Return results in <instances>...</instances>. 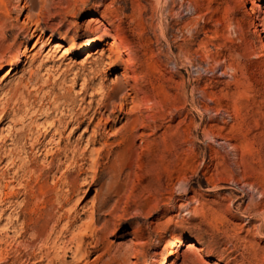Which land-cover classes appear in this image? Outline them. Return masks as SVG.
<instances>
[{"label":"rangeland","instance_id":"rangeland-1","mask_svg":"<svg viewBox=\"0 0 264 264\" xmlns=\"http://www.w3.org/2000/svg\"><path fill=\"white\" fill-rule=\"evenodd\" d=\"M263 53L264 0H0V264H264Z\"/></svg>","mask_w":264,"mask_h":264},{"label":"bare ground","instance_id":"bare-ground-1","mask_svg":"<svg viewBox=\"0 0 264 264\" xmlns=\"http://www.w3.org/2000/svg\"><path fill=\"white\" fill-rule=\"evenodd\" d=\"M260 31V30H259ZM261 33V32H260ZM256 34H257V32H256ZM258 34H259V32H258ZM119 38V37H118ZM121 38V37H120ZM117 39V38H116ZM124 39V40H123ZM127 42V41H126ZM126 42H125V38H122L121 39V43L123 44V45H127L126 44ZM92 45H94V42L92 41V40H90L89 42H87V43H85V44H82L81 45V47L83 48V49H87L88 47H91ZM55 47L56 48H59L60 49V47H65V46H63V44L62 43H56L55 44ZM80 47V48H81ZM66 48V47H65ZM69 50V49H68ZM64 53H65V51H63ZM66 53H67V51H66ZM264 54V53H263ZM20 60L21 59H19V58H16L15 59V61H14V64L15 65H18L19 64V62H20ZM4 67V65H1L0 66V69L1 68H3ZM6 104V103H5ZM4 106V108H3V110L5 109L6 110V107L5 106H7V105H3ZM2 107V106H1ZM7 111V110H6ZM58 121H60V123H62V121L63 120H58ZM47 123H49V122H47ZM51 124H55V122H51ZM261 125V124H260ZM51 126V125H50ZM259 126V125H258ZM262 126V125H261ZM43 127H45V126H43ZM263 127H261V129H262ZM258 129H260V127H258ZM84 132H87V129L85 128V130H84ZM261 134H262V132H260ZM260 133H258V134H260ZM246 134V133H245ZM45 135L43 134V136H40V139L42 138V137H44ZM47 136V135H46ZM246 136V135H245ZM261 136V135H260ZM10 138V137H9ZM2 141V140H1ZM36 141V140H35ZM60 141V140H59ZM36 142H40V140L39 139H37V141ZM228 144V143H227ZM47 145V144H46ZM263 147V146H262ZM263 148H261V150H262ZM67 150V149H66ZM264 150V149H263ZM263 150L262 151H260V149H259V151H260V154H259V160H261L262 161V159H263V156H264V152H263ZM50 155L46 152V154H45V157L46 158H48ZM67 157V156H66ZM264 160V159H263ZM263 162V161H262ZM264 164V163H263ZM93 183H94V181H93ZM252 187L254 186V185H251ZM67 191V190H66ZM69 193H68V196H69V200L70 199H72L74 196H76L77 195V192H78V189L77 188H70L69 189V191H68ZM261 194H264L263 192L261 193ZM252 196V195H251ZM69 200H67V202H66V204L69 202ZM77 203H79V200L77 201ZM69 215V214H68ZM259 215V214H258ZM79 218V215H75V219H78ZM59 219V218H58ZM52 234V233H51ZM182 240V239H181ZM55 247H56V245H55ZM54 247V248H55ZM194 247V246H193ZM60 248V247H59ZM63 248H65L64 246H62L61 247V250L63 249ZM63 251H64V256L61 258V256H59V255H57V256H55V258H51L52 260L50 261V263H48V264H66V262H67V252H65L66 251V249H63ZM81 249L80 248H78L76 251H75V253H74V256H75V258H73V260H74V263L73 264H80V256L82 255L81 254ZM49 257V256H48Z\"/></svg>","mask_w":264,"mask_h":264}]
</instances>
